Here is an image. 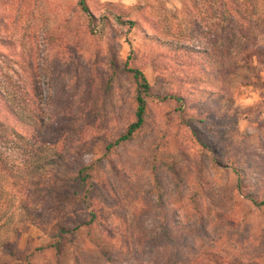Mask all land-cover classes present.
I'll return each instance as SVG.
<instances>
[{"label": "rangeland", "instance_id": "obj_1", "mask_svg": "<svg viewBox=\"0 0 264 264\" xmlns=\"http://www.w3.org/2000/svg\"><path fill=\"white\" fill-rule=\"evenodd\" d=\"M85 3L88 13L78 0H0V159L27 180L55 144L70 173L94 168L89 209L60 182L36 224L18 208L25 191L0 176V228H16L0 264H264V205L252 203L264 201V65L230 51L263 84L230 81L236 124L222 127L211 118L220 105L202 95H220V73L168 47L220 56L235 21L220 0ZM251 6L264 47V12ZM127 69L149 84L146 119L107 151L135 122Z\"/></svg>", "mask_w": 264, "mask_h": 264}, {"label": "trees", "instance_id": "obj_2", "mask_svg": "<svg viewBox=\"0 0 264 264\" xmlns=\"http://www.w3.org/2000/svg\"><path fill=\"white\" fill-rule=\"evenodd\" d=\"M237 2H239V0H220V6L223 13L227 18H232L236 24L233 37H227L225 42L220 43V56H215V54L209 50L193 51L188 46H182L180 44L168 45L171 53L179 52L194 63L201 62L202 66L208 71L217 72V74L220 73V95L214 91L207 90H203L202 95L205 100L214 101L217 105H220V114H216L211 118L212 120L214 119L215 121L220 122V126L222 127H225L228 121L233 125L236 124L231 111L232 90L229 87L230 81L239 79L240 85H250L254 87H259L263 84L260 82V72L256 66L252 63L243 64L238 63V61L234 62V58L230 55V51L236 50L238 55H246L250 60L254 59L258 65H264V47L256 44L254 36L256 26L254 27L252 25L251 27L247 22L250 21L252 12H249V9L245 8L246 0H242L240 5H238ZM251 3L252 8L258 6L264 12V0H251ZM78 7L82 13H88L85 0H78ZM246 13L249 19H246ZM127 70L128 73L132 75L136 92L134 98L135 122L128 127L123 136L114 143L107 145V151L121 142H128L131 140L133 134L144 125L146 119V101L149 98V84L140 70ZM202 80L203 79L200 77L193 78L191 79L190 84L201 83ZM186 98L185 95H168V100L180 104L182 107L187 104ZM224 132L226 133L225 130ZM226 136H228L227 133ZM221 139H223V137ZM205 148L210 152H214V150L217 149L216 146H214L215 149L208 146ZM47 150L51 151L48 156H44V150H40L41 154L36 156L37 158L32 159L33 162L30 171L28 172L27 180H24L17 167L8 165L6 161L0 159V176L7 182L6 188L18 192L19 190L21 192L25 191V200L17 202V205L19 210L23 213L24 218L34 224L39 220V212L37 211L36 204H43L49 198L56 197L57 186L60 182L65 181L70 183L71 185L69 188L71 191L66 196H76L78 198V203H84L86 208L89 209V205L93 201L90 189L92 185V171L94 168L81 167L75 174H72L66 166L63 155L56 151L55 144L48 146ZM252 203L256 206L264 205V201L259 203L252 201ZM6 226H8L7 222L0 228V231L3 229L5 231L3 234L0 233V249L8 255L14 256L15 250L12 245V240L14 236H16V228L12 226L8 229Z\"/></svg>", "mask_w": 264, "mask_h": 264}]
</instances>
